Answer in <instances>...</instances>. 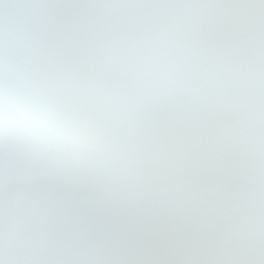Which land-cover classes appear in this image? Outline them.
<instances>
[{
  "label": "snow or ice",
  "instance_id": "snow-or-ice-1",
  "mask_svg": "<svg viewBox=\"0 0 264 264\" xmlns=\"http://www.w3.org/2000/svg\"><path fill=\"white\" fill-rule=\"evenodd\" d=\"M0 264H264V0H0Z\"/></svg>",
  "mask_w": 264,
  "mask_h": 264
}]
</instances>
